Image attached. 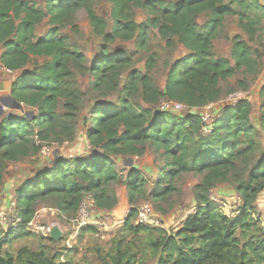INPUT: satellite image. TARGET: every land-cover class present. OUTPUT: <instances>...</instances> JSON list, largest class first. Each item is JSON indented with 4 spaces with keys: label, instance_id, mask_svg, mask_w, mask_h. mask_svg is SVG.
Returning <instances> with one entry per match:
<instances>
[{
    "label": "trees",
    "instance_id": "trees-1",
    "mask_svg": "<svg viewBox=\"0 0 264 264\" xmlns=\"http://www.w3.org/2000/svg\"><path fill=\"white\" fill-rule=\"evenodd\" d=\"M113 3L112 24L99 15L93 0H47L45 8L33 0H0L1 65L17 72L10 97L25 106L37 108V115L7 113L0 115V190L4 183L7 161H20L31 156L38 147L34 137L39 130H53L60 126L56 111L58 99L66 97L73 104L81 91H70L68 79L76 63L82 66L85 56L69 47L60 30L68 18L85 9L93 33L105 42L136 40L145 49L152 27L158 29L169 42L176 38L188 50L169 68L165 87H156L148 74L132 70L123 86L125 95L116 103L95 106L89 117L87 136L93 154L87 160L72 164L67 159L52 161V165L26 179L17 189V209L22 222L17 228L0 233V249L32 234L28 223L34 204L49 196L57 198L64 209H78L85 193L93 195L97 208L112 210L117 202L108 193V186L120 179L113 155L140 157L146 145L163 149L164 166L152 191L156 198L165 199L176 190L175 177L185 172L204 173L196 199V212L188 215L182 226L168 233L157 223H136L129 213L126 229L134 239L132 245L122 246L121 239L109 261L101 264H143L138 262L136 239L144 233L157 257L154 264H264V224L254 219V202L264 191V80L258 82L261 98L260 117L253 114L249 98L226 105L222 113L210 123L211 131L203 132L202 112L175 114L176 110L156 111L162 100L177 101L188 109H204L221 96V82L239 70L251 73L256 81L262 72L261 56L257 49L239 36L234 37L231 59L213 54L214 40L226 17L237 16L250 38L260 28L264 3L260 0H110ZM141 7L154 16L138 23L133 10ZM53 25L44 35L36 36L45 18ZM171 42V41H170ZM36 59H42L38 62ZM233 61V62H232ZM131 54L101 51L89 71L94 84L102 86L130 67ZM155 65L151 58L148 67ZM141 86L144 100L154 107L138 110L132 95ZM159 107V106H158ZM184 107V108H185ZM183 108V109H184ZM182 109V110H183ZM181 111V110H180ZM41 134V133H39ZM261 157L255 162L257 153ZM253 158L254 165H246L247 178L238 177L236 190L243 204L239 214L223 212L208 193L216 183L228 180L239 160ZM242 177V178H241ZM147 183L143 173L131 172L126 185L131 195L139 194ZM87 225L85 231H96ZM49 240L53 241L51 237ZM0 264H54L46 255L22 249L18 257L0 254ZM63 264V263H59Z\"/></svg>",
    "mask_w": 264,
    "mask_h": 264
},
{
    "label": "rangeland",
    "instance_id": "rangeland-1",
    "mask_svg": "<svg viewBox=\"0 0 264 264\" xmlns=\"http://www.w3.org/2000/svg\"><path fill=\"white\" fill-rule=\"evenodd\" d=\"M38 6L45 8L47 0H33ZM264 3V0L262 1ZM95 11L112 24L113 3L110 0H93ZM135 20L138 23L147 22L154 15L141 7L133 10ZM260 28L253 38L241 27L237 16H228L223 27L214 40L213 54L218 57L231 59L234 37H240L248 44L259 51L261 56L260 67L262 72L255 81L251 73L239 70L236 75L221 82L222 93L216 103L206 106L204 109H188L174 111L181 115L188 112L209 113L211 122L218 117L223 108L229 104H235L241 99L249 98L253 103V114L255 118L260 117L261 98L257 95L259 81L264 80V11L261 13ZM53 25L49 18H45L36 30V36L46 33ZM60 34L67 38L69 47L84 54L85 62L82 66L78 63L73 65L72 74L68 79V89L81 91L77 99L70 100L66 97L58 99L56 111L61 119L59 127L53 130H39L34 137L37 150L20 161H7L4 174V183L0 190V212H4L3 218H12L10 208L19 209L17 205V189L23 182L38 171L49 168L52 161L67 159L72 164L87 160L93 154L87 131L91 127L89 117L93 114L95 106L105 103H116L120 95H125L123 86L130 78V72L136 70L141 74H148L153 84L162 90L165 87L170 65L179 57L188 53L184 45L178 43L176 38L169 42L161 36L158 29L151 28L150 40L145 49L136 45V40H116L113 43L105 42L101 37L93 33L89 18L85 9L78 10L68 18L60 30ZM106 47L110 52H122L131 54L133 63L124 70L118 78H109L106 83L98 87L94 84L95 78L89 71L101 51ZM2 49L0 48V54ZM153 59L155 65L149 69L148 63ZM42 62V59H36ZM233 62V61H232ZM17 72H11L0 63V115L7 113L24 112L27 115H37L38 109L25 106H15V101L10 97L12 83L17 78ZM132 101L138 110L154 107L143 98L142 88L133 93ZM159 106V105H158ZM156 106V111L159 107ZM41 133V134H39ZM264 147V140H262ZM163 149L157 150L152 145H146L144 155L140 157H127L124 155H113L120 179L108 186V193L115 195L117 202L112 210L100 209L94 215L93 220L98 226L96 231H85L74 222L79 216V209H64L57 203V198L49 196L34 204V213L31 216L35 220L32 234L16 240L11 245H5L0 249V254L14 255L18 257L22 249L35 251L39 255H46L54 264H101L104 260L109 261L110 254L116 252V246L121 239L123 248L134 243L131 241L134 236L126 229V220L129 213L138 212L140 207L148 204L151 209V217L157 224L155 227H162L168 233L176 232L183 224L184 219L191 213L196 212L198 201L196 195L199 191L197 185L203 183L206 172H185L175 177L176 190L165 197L158 199L152 195L156 180L159 177L158 171L164 166L165 157ZM261 157L259 151L255 162ZM253 158L247 161L239 160L237 168L230 173L228 180L218 182L210 189L209 199L214 202L223 212L230 216L239 214L243 204L240 193L236 190L238 177L247 178L244 172L246 165H254ZM141 172L147 180L144 190L139 194L131 195L126 182L131 172ZM242 178V177H241ZM254 219L264 224V191H262L254 202ZM136 212L130 216L136 223ZM58 225L63 232L59 241L49 240L50 233L44 229H52ZM0 226V233L3 228ZM43 228V229H42ZM134 250L139 249L138 262L143 264H154L157 257L149 246V238L141 233L136 239ZM141 258V260H139Z\"/></svg>",
    "mask_w": 264,
    "mask_h": 264
},
{
    "label": "built area",
    "instance_id": "built-area-1",
    "mask_svg": "<svg viewBox=\"0 0 264 264\" xmlns=\"http://www.w3.org/2000/svg\"><path fill=\"white\" fill-rule=\"evenodd\" d=\"M185 107L184 104L172 101V100H162L159 108L162 111L167 110H176L180 111ZM202 118L205 121V126L203 128L204 133H208L211 131V116L209 113H202ZM10 212L12 214V218H3L4 212H0V226H2L1 230L8 231L10 228H17L20 223L22 222V217L20 212L16 209L11 207ZM99 212V209L96 206L95 200L93 198V195L90 193H85L80 205L79 209V216L77 219H74L73 221L76 222V224L80 227H85L87 225L96 224V222L93 220V217L95 214ZM152 209L148 204L143 205L140 207V210L138 209L137 213V221L139 223H156L154 218L151 217ZM29 228H34L35 226V220L31 219V221L27 224ZM43 229V228H42ZM46 230V233H50V228L44 229Z\"/></svg>",
    "mask_w": 264,
    "mask_h": 264
},
{
    "label": "water",
    "instance_id": "water-1",
    "mask_svg": "<svg viewBox=\"0 0 264 264\" xmlns=\"http://www.w3.org/2000/svg\"><path fill=\"white\" fill-rule=\"evenodd\" d=\"M15 106L17 108H22V104L15 101ZM63 232L58 225H55L50 230V237L53 241H59L62 238Z\"/></svg>",
    "mask_w": 264,
    "mask_h": 264
},
{
    "label": "crops",
    "instance_id": "crops-1",
    "mask_svg": "<svg viewBox=\"0 0 264 264\" xmlns=\"http://www.w3.org/2000/svg\"><path fill=\"white\" fill-rule=\"evenodd\" d=\"M260 1H263V0H260Z\"/></svg>",
    "mask_w": 264,
    "mask_h": 264
}]
</instances>
